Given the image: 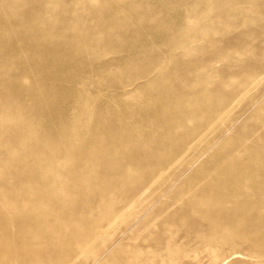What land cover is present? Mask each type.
<instances>
[{"label":"rangeland","instance_id":"obj_1","mask_svg":"<svg viewBox=\"0 0 264 264\" xmlns=\"http://www.w3.org/2000/svg\"><path fill=\"white\" fill-rule=\"evenodd\" d=\"M0 264H264V0H0Z\"/></svg>","mask_w":264,"mask_h":264},{"label":"bare ground","instance_id":"obj_2","mask_svg":"<svg viewBox=\"0 0 264 264\" xmlns=\"http://www.w3.org/2000/svg\"><path fill=\"white\" fill-rule=\"evenodd\" d=\"M35 188H37V187H35ZM36 190H37V189H36ZM37 192H38V191H37ZM50 192H52V191H50ZM50 192H49V193H50ZM51 194H52V193H50V195H51ZM48 196H49V195H48ZM48 196H47V197H48ZM50 197H51V196H50ZM52 197H53V196H52ZM52 197H51V198H52ZM42 198H43V197H41V199H42ZM45 198H46V196H45ZM45 198H43V199L45 200ZM48 198H49V197H48ZM41 199H38V201L41 200ZM39 203H40V202H39ZM42 211H43V210H42Z\"/></svg>","mask_w":264,"mask_h":264}]
</instances>
